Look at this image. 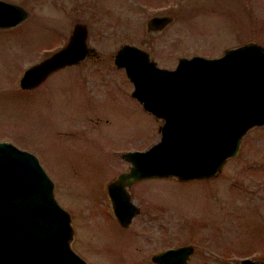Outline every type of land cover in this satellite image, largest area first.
I'll return each instance as SVG.
<instances>
[{"label": "rangeland", "instance_id": "rangeland-1", "mask_svg": "<svg viewBox=\"0 0 264 264\" xmlns=\"http://www.w3.org/2000/svg\"><path fill=\"white\" fill-rule=\"evenodd\" d=\"M9 1L26 14L0 26V140L37 156L69 212L71 247L90 264H154L150 255L161 247L215 231L225 246L239 242L237 253L264 256V123L247 128L212 176L130 183L137 212L126 225L113 215L106 192L128 166L120 153L154 142L162 120L130 93L131 82L113 61L118 45H139L163 66L248 40L264 46V0ZM158 13L172 19L146 31V19ZM76 20L86 23V41L99 56L21 87L22 70L62 45Z\"/></svg>", "mask_w": 264, "mask_h": 264}, {"label": "water", "instance_id": "water-1", "mask_svg": "<svg viewBox=\"0 0 264 264\" xmlns=\"http://www.w3.org/2000/svg\"><path fill=\"white\" fill-rule=\"evenodd\" d=\"M25 14L19 4L0 0V26ZM171 19V14H153L145 29L160 30ZM86 35V23L74 21L62 45L22 70L19 85H36L59 66L98 55ZM113 61L124 69L141 106L162 118L158 138L121 152L128 166L106 183L112 213L126 225L137 212L126 189L130 183L151 176H212L235 154L247 128L264 123V46L248 40L214 56L179 55L173 66H163L145 48L123 41ZM52 187L33 152L0 140V264H90L70 245L69 212ZM188 247H167L151 259L169 264L178 252L186 257Z\"/></svg>", "mask_w": 264, "mask_h": 264}, {"label": "flooded vegetation", "instance_id": "flooded-vegetation-1", "mask_svg": "<svg viewBox=\"0 0 264 264\" xmlns=\"http://www.w3.org/2000/svg\"><path fill=\"white\" fill-rule=\"evenodd\" d=\"M97 56H99V54L96 56H93V57H97ZM177 57H176V59H177ZM53 71H56V70H53ZM206 232H208V231H206ZM206 232L203 231L202 233H206ZM211 233H214V234H209V235L207 234V235H204L200 239L195 238L194 240H191V241H184V242H177L174 244H167V245L161 247L160 249H158L154 252H158V251L163 250L164 248H167V247L189 245L190 247H188V253H187L186 257L183 256L182 252H180V253L178 252L173 256L171 255L174 260L172 263H169V264H183L182 259L184 257H185L186 264H264V256H262L260 258H255V257H253V255H250L249 250L243 254H239V253H237L238 250L235 249V248L238 249V245H239L238 243L239 242L230 241L231 245L225 246L224 242L222 243L221 240L217 239V237L215 235V231H212ZM213 245L216 248L213 247ZM221 246H223V247L220 248ZM242 247H245V244ZM217 248H219V249H217ZM253 248H257V247H253ZM220 249H223V250H220ZM154 252H152L151 255ZM151 255H150V259H151ZM244 258H249L250 262H248V263L244 262L243 261ZM153 263L154 264H161V263L156 262V261H153ZM166 264H168V263H166Z\"/></svg>", "mask_w": 264, "mask_h": 264}]
</instances>
